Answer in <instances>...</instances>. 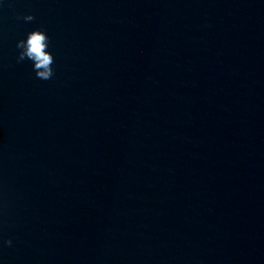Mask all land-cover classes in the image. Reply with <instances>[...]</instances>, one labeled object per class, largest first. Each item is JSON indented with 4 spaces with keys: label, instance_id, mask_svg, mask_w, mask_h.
I'll list each match as a JSON object with an SVG mask.
<instances>
[{
    "label": "water",
    "instance_id": "obj_1",
    "mask_svg": "<svg viewBox=\"0 0 264 264\" xmlns=\"http://www.w3.org/2000/svg\"><path fill=\"white\" fill-rule=\"evenodd\" d=\"M0 264H264V0H0Z\"/></svg>",
    "mask_w": 264,
    "mask_h": 264
},
{
    "label": "clouds",
    "instance_id": "obj_2",
    "mask_svg": "<svg viewBox=\"0 0 264 264\" xmlns=\"http://www.w3.org/2000/svg\"><path fill=\"white\" fill-rule=\"evenodd\" d=\"M25 22H32L36 18L29 13L23 17ZM50 45V38L44 29H34L27 33L26 38L20 39L16 42L18 54L16 57L17 63H22L25 60L32 62V69L37 79L42 81L51 80L54 76L53 64L55 62L54 56L48 50ZM5 246H11L12 240H3Z\"/></svg>",
    "mask_w": 264,
    "mask_h": 264
}]
</instances>
